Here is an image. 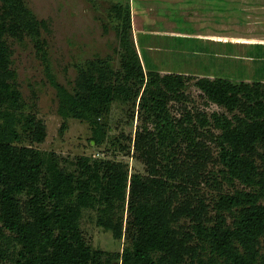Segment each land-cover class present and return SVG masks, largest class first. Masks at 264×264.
Listing matches in <instances>:
<instances>
[{
    "label": "rangeland",
    "instance_id": "rangeland-1",
    "mask_svg": "<svg viewBox=\"0 0 264 264\" xmlns=\"http://www.w3.org/2000/svg\"><path fill=\"white\" fill-rule=\"evenodd\" d=\"M23 2L41 26L35 35L23 30L15 36H3L11 54L7 80L18 89L21 100L19 108L0 104V124L6 122L7 110L15 113V127L20 134L15 144L54 154L66 172H77L78 160L84 157L121 164L128 172L124 203L113 209H105V204L85 208L80 219L85 241L94 250L105 252L104 260L113 256L112 264H122L121 256L130 245L126 229L132 219L129 198L136 174L144 182L165 180L170 192H179L194 206L204 202V221L208 225L217 220L221 196L237 191L258 192V187L228 176L221 160L227 145L222 140V129L215 125V117L235 122L236 117L245 115L249 104L242 98L241 104L230 111L210 100L197 81L220 77L237 85L260 84L264 90V60L241 59L251 54L262 56L264 51L255 52L235 42V38H264V0H143L134 6L131 0ZM117 3L131 6V42L145 77L174 74L185 80L178 95L170 93L167 97L173 123L169 129L162 128L150 107L143 106L145 87L126 77L124 64L131 56L121 40V20L113 10ZM3 5L0 0V14ZM216 33H225L227 43L207 38ZM100 69L107 71V84L126 91L117 93L109 113L100 121L97 135L87 120L62 113L66 105L59 87L74 94L80 80L98 77ZM30 117L46 128L41 142L35 141L24 125ZM252 159L264 172V142L255 145ZM169 165L184 175L171 177L166 171ZM18 198L27 217L30 196L23 193ZM239 209L223 211L228 227H235ZM102 210H108L107 217L122 223V238L116 239L99 225V218L106 215ZM193 224L190 218H183L177 226L188 232ZM193 244L202 243L195 240ZM203 248L201 255L207 259L211 256L208 245ZM9 254L15 255L13 249ZM10 256H0V264H11Z\"/></svg>",
    "mask_w": 264,
    "mask_h": 264
},
{
    "label": "trees",
    "instance_id": "trees-1",
    "mask_svg": "<svg viewBox=\"0 0 264 264\" xmlns=\"http://www.w3.org/2000/svg\"><path fill=\"white\" fill-rule=\"evenodd\" d=\"M2 2L0 104L19 108L21 94L6 76L11 54L3 36L8 33L15 36L23 30L35 35L41 22L23 0ZM113 10L121 20V40L131 56L124 64L126 77L145 87L143 106L150 107L161 121L159 125L169 129L173 123L167 110V97L170 93L178 95L185 87V80L174 74L146 78L131 42V6L117 3ZM100 70L98 77L80 80L74 94L59 87L66 105L62 113L87 120L97 135L100 121L109 113L117 93L126 91L107 84V71ZM197 86L210 100L230 111L241 104L242 98L249 104L244 109L245 115L236 117L235 122L215 117V125L222 129V140L227 145L221 160L228 176L259 190L221 196L217 202V220L208 225L204 221V202L194 206L189 198H181L179 192H170L165 180L155 179L150 183L134 175L129 198L132 219L126 229L130 245L121 256L122 264H264V172L257 169L252 159L255 145L264 142V90L260 84L237 85L220 77L201 78ZM4 116L6 122L0 124V256H10L13 249L11 264H112L113 256L104 260L105 252L87 244L80 219L85 208L105 204V209H113L124 203L128 172L121 164L88 157L78 160L77 172H66L54 154L16 145L20 134L15 127V113L7 110ZM24 125L35 141L44 140L46 128L40 120L30 117ZM166 171L171 177L184 175L173 165L167 166ZM23 193L30 196L27 217L18 198ZM235 208H240L239 215L235 227L230 228L223 211ZM102 211L106 215L99 218V225L111 231L116 239L122 238V223L107 217L108 210ZM183 218L194 222L192 231L184 232L177 226ZM195 240L202 244H193ZM204 244L211 253L207 259L200 252Z\"/></svg>",
    "mask_w": 264,
    "mask_h": 264
},
{
    "label": "crops",
    "instance_id": "crops-1",
    "mask_svg": "<svg viewBox=\"0 0 264 264\" xmlns=\"http://www.w3.org/2000/svg\"><path fill=\"white\" fill-rule=\"evenodd\" d=\"M130 1V0H129ZM134 5H138L140 2H143V0H131ZM132 12V10H131ZM133 24V23H132ZM207 38H215V41H218L220 44L221 43H227V36L225 33H216L215 35H207ZM237 39L241 40L238 41ZM235 42L239 47H246L247 49L250 50H257V51H264V38H256V36H251L250 38H235ZM256 52V51H255ZM241 59H250L252 61H259V60H264V55H258V54H251L248 55L247 57H242Z\"/></svg>",
    "mask_w": 264,
    "mask_h": 264
}]
</instances>
